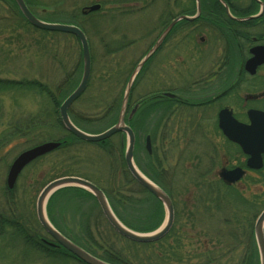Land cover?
Here are the masks:
<instances>
[{
    "label": "rangeland",
    "instance_id": "374dc122",
    "mask_svg": "<svg viewBox=\"0 0 264 264\" xmlns=\"http://www.w3.org/2000/svg\"><path fill=\"white\" fill-rule=\"evenodd\" d=\"M29 1L39 15L45 13V17H50L55 14L60 18L59 21L76 13L77 21L87 31L92 56L91 76L87 88L71 108L90 117L102 115L113 99L122 102L128 76L153 44L161 26L169 20V8L172 7V12L179 9L174 8L177 3L172 0ZM93 3H100V9L90 15H82L81 8ZM259 9V3H254V11ZM0 12L4 15L7 13L6 5L0 4ZM155 28H158V31ZM220 31L228 40L226 45L204 43L198 49V46L188 42L169 41V44L161 45L136 75L127 111L130 112L138 101H143L147 106L150 103L151 108L155 109V101L168 98L163 96V92L169 91L171 87L184 85L183 78L192 79L188 76L191 74H194L193 78H201L204 73V79L210 80L211 76L214 78L213 72L221 70L214 84L205 83L200 89H195V92H192L190 87L191 92L184 93L187 97L195 94L198 96L195 98L201 99L202 96L204 99L208 92L220 91L233 84L237 80V72L243 68L242 63L247 57L248 46L237 43L228 30ZM253 32H264V21H260ZM173 37H176V34ZM195 42L198 43L197 40ZM79 56L81 57V47L74 38L53 37L30 27L13 25H6L4 31L0 32L1 79L36 80L54 89L67 74L74 71ZM199 73L201 75L197 77ZM257 75H264V65L259 68ZM247 81L248 79L241 81V89L235 92L236 98L231 94L222 101L202 109L199 114L205 121L200 125L191 124V130L188 129L184 135L183 130L187 129V125L179 123L177 115L173 120H169V116L165 118L157 130H154L155 110L145 118L136 117L135 134L142 147V150L138 148L135 151L136 157L141 158L142 164L148 161L145 138L150 134V154L161 160L168 172L167 177L169 175V178H172L176 212L175 221L167 237L169 246H172L169 248V264H203L201 261L206 259L207 255L212 259L209 264H241V255L247 251L253 252L246 247V237H243L247 235V229L250 227L254 234L255 221L264 208V169L261 172L249 171L243 176L240 186L231 190L222 187L223 185L214 188L210 185V182L218 180V172L225 164H245L241 149L227 140L219 130L217 112L224 105H228L238 116L246 110L245 95L257 92L248 90L254 79ZM260 81L263 79L256 82ZM45 98L46 95L34 87L25 90H0V135L18 120L35 116L38 110L46 105ZM254 105L264 108V100L257 101ZM179 114L184 118L183 114ZM92 126L97 132L105 129L102 122ZM150 129L154 131V135L150 133ZM38 130L42 132L32 131L27 136L11 139L8 144L0 147V209L9 212V207L12 210L17 208L21 211L22 221L26 216L32 217V212L36 218V202L40 191L64 166L73 167L74 173L89 177L104 188H108L113 180L115 185L130 180L131 174L127 167L124 168L120 161L116 163L113 153L104 151L99 144L86 142L74 144L59 152L52 151L29 164L19 175L14 193L7 199L4 187L13 159L24 149L67 134L66 129ZM43 132H46L47 136L43 137ZM118 139V135H114L110 140L116 146ZM126 141L127 137L123 136V151ZM115 150L116 147L113 151ZM205 150L208 154H204ZM194 166L199 167L203 177L195 175ZM209 168L210 172L205 173ZM200 182L204 186H199ZM131 186L129 183L125 189ZM214 190L226 195L219 200L220 203H216L217 200L209 194H214ZM65 219L64 228L76 231L68 213ZM101 222V227L106 228L105 222ZM107 233L108 231H105V234ZM112 239L115 240L113 237ZM2 245L4 244L0 241V264H82L66 252H63V257L54 259L31 249H27L29 253H25L23 244L17 241L9 240L4 248ZM119 245L131 250L123 240L119 241ZM230 245L236 246L235 250L229 252ZM254 252L255 264H260L256 242ZM143 255L145 256L144 252L138 254L137 258L140 256L142 259Z\"/></svg>",
    "mask_w": 264,
    "mask_h": 264
},
{
    "label": "trees",
    "instance_id": "16d2710c",
    "mask_svg": "<svg viewBox=\"0 0 264 264\" xmlns=\"http://www.w3.org/2000/svg\"><path fill=\"white\" fill-rule=\"evenodd\" d=\"M28 7L31 11L37 16L41 17L44 20L52 22H67L74 23L81 26L77 21V14L74 13L72 16L64 17V20L59 21L57 15H52L48 17L45 13L39 15L31 5L29 0H25ZM0 4L3 6L6 5L7 13L0 12V32L4 31L6 25H13L15 27H30L36 31L50 34L53 37L64 36L67 38H74L77 40L78 46H80L78 39L69 33L59 32V31H48L37 29L32 26L20 12L15 0H0ZM257 11V10H256ZM254 11V12H256ZM45 12V11H44ZM72 14V13H71ZM62 16V14H61ZM256 20V19H255ZM82 27V26H81ZM83 28V27H82ZM255 28V27H254ZM84 29V28H83ZM86 33L87 31L84 30ZM244 33V31L237 29L235 32H230L232 36H240L239 34ZM254 36L257 37L258 41L264 42V32H253ZM245 37V36H243ZM71 49V48H69ZM56 51V50H55ZM263 67V66H262ZM82 60L81 57L76 60L74 71L67 74L60 84H57L54 89L49 88L48 84L41 83L36 80H14V79H1L0 78V90L8 88H18L25 90L29 87L37 88L40 92H43L46 95V105L41 107L38 110V113L28 119L18 120L16 123L11 124L6 131L0 135V147L8 144L11 139L22 138L32 133V131L42 132L38 130L39 128H54L64 130L62 121L59 115V106L63 100L68 96V94L75 88L78 84L81 74ZM237 75V74H236ZM129 77V76H128ZM247 76L244 74L237 75V91L241 89V81L246 80ZM252 79L256 82L258 79H263V81L250 84L249 91H264V75H256ZM257 79V80H256ZM128 80V79H127ZM81 97V96H80ZM264 100V98L262 99ZM157 104V105H155ZM121 101L119 99H113L107 106L105 112L98 117H90L85 113L79 114L70 107L69 114L73 122L80 128L95 133L92 125L102 122L105 124V128L111 126L117 121L118 114L120 111ZM155 109H152L149 103V106L144 104L142 101L141 109L138 114H136L133 119L127 120V123L132 127L135 132L134 122L136 117L145 118L148 114L150 115L151 111L155 110L156 115V124L154 130H157V127L169 116V98H162L153 103ZM152 105V107H153ZM158 110V111H157ZM157 111V112H156ZM37 129V130H36ZM45 131V130H44ZM150 133L154 135V131L150 129ZM46 132H43V137ZM118 141L116 146L111 143V137L105 141H101L99 146L103 148L104 151L109 154L113 153V159L116 163H122L125 168L124 162V151H123V133H117ZM42 137V138H43ZM56 140L61 141V145L54 151H61L69 149L70 146L74 144L86 143V141L78 138L74 134L67 131L66 135L59 136ZM88 143V142H87ZM116 147V150L114 148ZM125 148V147H124ZM142 150L140 147L138 138L136 136V143L134 149V159L137 163V166L142 169V171L153 181L158 183L163 189L173 197L172 194V178L167 177L168 172L164 169L163 164L157 156H153L150 153H146L148 161L146 164H142L141 158L136 157L135 151L137 149ZM45 157V156H43ZM40 157L35 161L43 158ZM33 161V162H35ZM32 162V163H33ZM65 167V166H64ZM62 168L61 172H57L55 176H52L50 180H53L57 177L65 175H78L74 173L73 167ZM264 169V167H263ZM73 171V172H72ZM195 171V175L203 177L204 174L198 168ZM262 170L258 171L261 172ZM128 173V172H127ZM126 173V174H127ZM86 179L91 180L89 177L81 176ZM174 178V177H173ZM92 181V180H91ZM94 182V181H93ZM96 183V182H94ZM111 185L108 188H104L98 183V185L106 194L111 208L117 217L125 224L127 227L139 231V232H149L158 228L165 217L164 207L162 203L147 189L140 185L132 177L130 180L115 185V181L110 182ZM129 183L132 184L131 187L125 189ZM201 183V182H200ZM227 190H231L233 186H224ZM197 186V184H196ZM221 187V188H222ZM5 193L7 194V199H10V195L14 193L15 188L10 190L6 186L4 187ZM214 194L210 192V196L217 200H222L226 195L219 193L218 190H214ZM60 197V198H59ZM203 198V197H202ZM239 198V197H238ZM60 199V200H59ZM240 199H242L240 197ZM65 203V204H64ZM220 203V202H219ZM64 204V205H62ZM11 209V207H9ZM7 209L9 212H6L3 209H0V241L3 242L4 246L8 245V241H17L19 244H23L25 253H29L27 249L40 252L47 257L56 259L57 257H63V252L69 253L66 249L50 246L47 241H54L48 233L39 224L37 218H35L33 212L32 217L26 216L25 220L21 219V211L16 209ZM47 215L53 225L64 235L69 237L75 243L92 253L93 255L109 262L112 264H169V241L167 242V237L169 233L162 239L151 242V243H141L129 240L120 234H118L106 221L103 213L97 203L95 197L89 191L76 186L64 187L56 192H54L48 200L47 203ZM71 216L73 225L76 227V231L70 228H64L63 223L66 218V214ZM206 216V213L203 212ZM28 217V218H27ZM66 220V219H65ZM148 220V221H145ZM101 221L105 222V227H101ZM105 231L108 233L105 234ZM232 236V235H231ZM115 238L114 239H112ZM233 237V236H232ZM246 241V247L253 252L244 253L241 255L240 262L241 264H255V237L252 234L251 227L247 229V235L244 236ZM123 240L126 242L131 250H127L119 245V241ZM165 242V243H164ZM156 246L158 248H156ZM229 252L233 251L234 246L230 245ZM138 249H142L141 251ZM246 249V248H245ZM1 252V251H0ZM145 256L137 258L138 254L143 253ZM70 254V253H69ZM132 254V256H130ZM211 257L207 255L206 259L204 258L201 261L203 264H209Z\"/></svg>",
    "mask_w": 264,
    "mask_h": 264
},
{
    "label": "water",
    "instance_id": "95a60500",
    "mask_svg": "<svg viewBox=\"0 0 264 264\" xmlns=\"http://www.w3.org/2000/svg\"><path fill=\"white\" fill-rule=\"evenodd\" d=\"M15 2L25 19L36 28L48 31L71 33L79 39L82 49L83 71L79 84L64 99L59 107L60 118L64 128L78 138L88 142L103 141L117 132L125 133L127 135V146L124 159L129 172L131 173L132 177L148 191H150L164 205L166 209V220L160 228L152 232H138L127 227L119 220L112 210L104 191L87 179L73 175L62 176L50 181L43 187L37 197L36 215L43 229L56 241V244H51L64 247L86 264H112L86 251L71 239L63 235L57 228H55L47 216L46 204L49 197L55 191L61 188L69 186L81 187L87 189L94 195L106 220L120 235L133 241L149 243L161 239L169 232L174 221V207L172 200L164 189L147 178L135 165L133 160L135 134L132 128L125 122L124 118L133 82L137 73L143 67L144 63L159 48L162 40L173 26L174 21L162 32L156 43L152 45L143 58L137 63L131 75L129 76L117 122L102 132L91 133L78 127L70 118L68 111L71 104L85 91L91 75L90 48L84 31L75 24L44 21L37 17L29 9L25 0H15ZM99 8L100 4L95 3L84 7L82 11L83 13H88L90 11L98 10ZM256 16L258 15H254L252 17ZM249 52L251 56L245 60L244 69L249 72L250 75H255L258 68L264 64V44L253 45L250 47ZM165 95L169 96V92L165 93ZM254 97L257 96L253 94H249L247 96V98ZM134 110L131 112L130 116H132ZM247 116L249 118V122H241L234 116L233 111L229 107L225 106L218 112V125L223 134L229 140L238 143L243 152L249 155L246 162L247 166L252 169H259L263 166L262 155L264 153V110L258 108H249L247 111ZM60 144L61 142L56 140L44 141L21 151L13 159L9 166L6 176L7 187L12 189L15 186L16 181L25 166L35 159L54 151L60 146ZM150 146L151 137L148 135L146 137V148L149 152ZM219 174L225 182L235 183L244 176L245 170L241 167H234L231 169L222 168ZM254 234L259 251L260 264H264V209L261 211L255 221Z\"/></svg>",
    "mask_w": 264,
    "mask_h": 264
},
{
    "label": "flooded vegetation",
    "instance_id": "af4514ba",
    "mask_svg": "<svg viewBox=\"0 0 264 264\" xmlns=\"http://www.w3.org/2000/svg\"><path fill=\"white\" fill-rule=\"evenodd\" d=\"M172 2L173 3L176 2L177 5H174V8L177 7L179 9L176 12L175 11L172 12L170 11L172 7L169 8V20L167 21V23H165L164 26H161L162 28L160 29V31H158V28H155L158 31V34L153 44L156 43L162 32L174 21L173 26L162 40L161 45L169 44V41H176L177 43L178 42L191 43L193 46L194 45L198 46L197 49L200 48L201 44L203 46L204 43L207 45H209L208 43H211V44H219L220 46H222V45H226V42H228V40L225 39V37L223 36L222 34L223 32L220 31L221 29H226L232 33L235 32V34L237 29H240L244 31L245 34L242 32L241 34H239L240 36L238 37L232 35L231 36L237 43L248 46L247 48V52H248L249 46L253 45L255 40H257V37L254 36L253 34L254 27L257 26L260 23V21H264V0H172ZM254 3L256 4L259 3L260 5V9L256 13H254ZM91 13L92 12H89L84 15H90ZM256 14H259L257 18H251V16ZM175 34L176 37H173V35ZM195 40H197L198 43H196ZM219 74H221L220 69H217L215 72H213L214 78L213 76H211V79L210 80L208 79L211 82H209L207 79L206 80L204 79V73L201 78H193L194 74H191L188 76H191L193 80L183 78L184 81L182 80V83H184V85L182 84V86L179 87L169 88V120L170 119L173 120V118L175 119V115H177L176 118L178 119L179 123L187 125L186 126L187 129L183 130L182 135L186 134L188 129L191 130V128H189L191 124L192 126H194L193 124L200 125L201 122L205 121L199 114L201 113L200 111L202 109L204 110L205 108L222 101L231 94L235 96V92L237 91L236 90L237 80H235L233 84L228 85L226 88L220 91L208 92L207 97L204 99H202V96L201 99L195 98L198 97L195 96V94L193 95L191 94V97H187L186 95H184V93L186 92H191V90L189 89L190 87H192L193 90L192 92H195V89L197 90L200 89V87L202 85L204 86L205 83L214 84L216 81V77L218 78ZM241 74L247 76L248 81H251V79L253 78L248 74L247 71L243 69L240 70L239 73L237 72V75H241ZM200 75L201 73H199L197 77H199ZM234 98H236V96ZM263 98L264 95H261L257 98H252L250 100H246L244 98V107H246V110L240 116L234 113L235 117L241 122L248 123L249 122V118L247 116L248 108L255 107L254 103L256 101L262 100ZM189 99H193V100L191 101ZM136 105L137 106L134 110L133 116H135L140 112L142 101H138ZM225 106L228 105L221 106V108ZM255 108H260V107H255ZM218 112H217V122H218ZM179 113L183 114L184 118H181V115ZM129 114L130 112H127L126 116L129 117L128 116ZM185 140H186L185 141L186 148H188L189 145L187 143V139ZM231 143L234 144L236 147H239L243 153V150L238 143L235 142H231ZM204 154H208L207 150L204 151ZM213 155L215 154L213 153ZM243 155L244 156L242 160L245 163L244 166L238 164L234 166H230L227 163L221 168L224 167L231 169L236 166L238 167L241 166V168L246 170V173H248L249 171L250 172L260 171L263 169L264 153L262 155L263 166L260 169L247 168L246 162L249 155L245 153H243ZM196 168L199 167L194 166L193 170L194 169L196 170ZM210 168L205 173H209L211 170ZM220 171L221 170H219L218 172V180H215L214 182H210V185L213 188L216 186L219 187L220 185L223 184L219 176ZM240 181L227 185L238 187L240 186L241 183ZM199 186H204V184L200 183ZM170 197L172 199L174 211H175V205H176L175 199L171 195ZM235 248L236 246H234L233 250H235Z\"/></svg>",
    "mask_w": 264,
    "mask_h": 264
}]
</instances>
